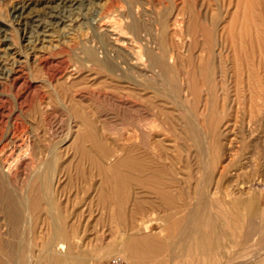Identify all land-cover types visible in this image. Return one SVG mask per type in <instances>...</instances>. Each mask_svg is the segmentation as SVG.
I'll list each match as a JSON object with an SVG mask.
<instances>
[{
    "label": "rangeland",
    "instance_id": "1",
    "mask_svg": "<svg viewBox=\"0 0 264 264\" xmlns=\"http://www.w3.org/2000/svg\"><path fill=\"white\" fill-rule=\"evenodd\" d=\"M117 23L121 26V40L124 39L127 44L132 38L140 40L145 44L142 46L152 52V58L160 59L173 69L172 73H164L158 68H148L142 72L132 70L128 73L130 78L143 80L142 82L152 86L143 92L144 96L150 105L159 107L168 115L167 120L156 116L157 126L154 123V129L160 138L167 135L165 138L168 139L163 141L162 147H165L170 158L178 148L175 141L180 142L179 124L184 121L181 119L182 109L193 108L195 120L201 123L202 114L209 117L211 112H215L220 116L217 131L222 134V146L227 147L231 153L220 156L208 186L210 198L201 196L194 208L211 213V201H239L242 204L225 211L239 213L240 219L231 220L224 228L219 224H194L191 232H196L198 228L199 234L203 235L199 241V264H224V244L228 255L229 240H239L240 236L249 232L256 218L264 217L261 209V203H264V74L257 66L258 63H264V0H0V149L10 146L9 138L19 139L28 134L31 135L30 141H33L31 147L20 150L19 156L29 151L31 156L34 152L43 160L49 151L54 153L52 187L60 211L67 215L66 226H70L66 241L70 245L71 257L83 254L86 256V264H106L109 257L118 254V249L126 244L133 249L137 245L133 239L139 243L145 238H155L164 247L168 245V252L180 251L181 246L185 250L187 242L181 241L185 236H181L180 230L185 225L177 224L175 236L168 237L170 223L163 217L166 214L175 215L177 211L162 207L157 201V195L152 192L137 187L129 188L125 212L133 214L132 221L118 222L109 216L115 213L116 208L110 204L107 206L111 197L109 192L104 188L102 191L98 190L103 178L75 153L73 145L77 130L70 128L71 114L59 105V99L67 102V106L71 101L80 102V106L92 117L93 128L115 140L116 144H120L121 138L130 132L131 122L136 123L143 116L154 115L150 108L146 111L140 107L123 105L128 95L126 83L92 63L94 56L100 62L109 61V64L117 67L127 57L125 51L133 45L117 46L113 38L118 36L106 32ZM175 23L179 27L176 28ZM230 47L235 52L231 53ZM258 50L262 54L263 63ZM257 57L259 61L256 64ZM148 60L149 56H145L142 62L147 64ZM247 62L254 77L246 75ZM207 67L210 69L209 74L205 72ZM234 69L242 72L238 71L239 79L233 85ZM169 75L175 77L179 89L182 87L181 83L189 85L190 93L183 95L180 92V99L178 96L182 109L159 95L164 90L162 81ZM130 100L139 104L135 98ZM84 129L85 127H81L80 131ZM71 139L72 141H68ZM85 145L90 147L87 142ZM156 152L157 150L150 149L149 155L156 158ZM182 153L179 154L184 155ZM26 157L23 161L19 160L12 178H8L6 183L17 193L18 189L33 182V177L39 170V164L35 162L31 166L28 159L30 155ZM0 158L4 159L3 156ZM101 163L107 166L105 159H101ZM224 165L225 168L227 166L225 171ZM222 167L224 172L219 169ZM199 177V174L194 175L190 184L193 186L195 179ZM175 178L181 179L182 176L175 174ZM95 185L96 190L93 188ZM172 189L174 195L178 194V198L189 200L198 196L190 189L186 192H176L175 187ZM100 196L108 197L105 205L97 202L96 198ZM133 199L139 201V205H135ZM181 210L186 213L189 208ZM1 222L0 214V224ZM38 229V236L44 235L43 226L40 225ZM138 247L134 250L138 251L140 246ZM148 253H145L146 260H151L152 264L158 263L166 255L163 252L162 258L159 254L149 258ZM143 259L139 255L134 258L137 264V261Z\"/></svg>",
    "mask_w": 264,
    "mask_h": 264
},
{
    "label": "bare ground",
    "instance_id": "2",
    "mask_svg": "<svg viewBox=\"0 0 264 264\" xmlns=\"http://www.w3.org/2000/svg\"><path fill=\"white\" fill-rule=\"evenodd\" d=\"M174 25L176 28L179 27V24H177V23H175ZM110 28L111 29L106 30V32H108L109 35L118 36V37L113 38L115 41L114 42L115 45H117V46L133 45V46H131V47L128 46L129 48L125 51V56H127V57L122 61L119 60L120 65L117 67L109 64V61H107L108 63L107 62H100L94 56H92V63L100 66L103 69H105V71H107L111 76L114 75L117 78H119L121 81L126 83V86H127L126 92L128 93V95H126V99L124 100L125 102L122 103L123 105L125 104L127 107L129 106L130 108H133V106H136L137 108L140 107L141 109L146 110V111H148V109L150 108L149 110H152L154 115L152 117H148L147 115L143 116V118L137 119L136 123H134V121L131 122L130 125L132 126V129L130 130V132H127L126 135H124L125 137H123V135H121V137H123V138H121L122 142L118 141V142H120V144H116L117 142L115 143V140H112V139L106 137L102 132L98 133L93 128L92 117L90 115H88V112L83 107L80 106V104H79L80 102L78 103V102H74V101L72 102L71 101L70 103H68V106H67L66 105L67 102L65 103L62 99L58 98L60 101V103L58 101L59 105H61L67 112H69V114H71L69 116L70 128H75V130H77V132L75 134L76 138H75L74 145L72 143H70V144H72L74 146L75 153L79 156V158L81 160H84V162L86 160L97 171V172L96 171L95 172L98 173L99 176H101L103 178V180L101 182L102 186H99L98 190L102 191L104 188L105 191L109 192V197L111 196L109 203H107L108 197H105V196H100V197H98V199L96 198L97 202L102 204V205H105V203H107V206H108V204L115 206V208H116L115 213L109 215L114 220H116L118 222H126L128 220L132 221L133 214L125 212L126 204L128 202L127 201L128 200V197H127L128 193L127 192L129 190V188L132 189L133 187H137V188L145 189L148 192H152V193L157 195V198H158L157 201L162 207L169 209V210H176L177 211V213H176L177 215L176 214L175 215L166 214L163 217L168 222V224L170 223V228L167 230V231H169L168 237L175 236V234H176L175 231H178L176 228L177 224H180V223L185 225L184 227L180 226V227H182L180 229L181 230V236L194 234L200 240V239H202L203 235L199 234L198 228H197L196 232H194V233L191 232V229H193L192 227L194 224L196 226H198L202 223H205L206 225L219 224L224 228L228 225V223L231 220L238 221L240 219L239 213H235L232 211L228 212V211H230L231 209H235L236 206L242 204L239 201H237V202H226V201H220L219 202V201H217V203L214 201H211L210 204L213 207V210L211 211V213H207V212H204L202 210L194 208V205L197 204V202L199 201V198L201 196L210 198L211 194L207 193L208 192V186H209L210 182L212 181L216 165L220 159V156L226 155L228 152V148L222 146V139H221L222 134L217 131L220 116L218 114H215V112L214 113L211 112L209 117H206L204 114H202L201 116L199 115L200 117L203 118L202 123L195 120L194 109L193 108L182 109L181 108V101L179 100L180 96H181L180 92H182L183 95L185 93H188V92L190 93L188 83L185 84V82H184V85L181 83L182 87H180V89H179V86L176 83L175 77H173L172 75H169V77L164 79L162 81V86L164 87V90H163L162 94L159 93V95L170 100V102L174 106L181 108L183 111L181 119L184 120L183 122H180V124H179L180 132L178 134L179 135L178 140L180 142L175 141V143H177L178 148H176L174 150V154H172L173 156H172V158H170L167 155V151H166L165 147L164 146L162 147L163 141H166L168 139V138L167 139L165 138V137H167V135L163 138H160L159 137L160 135L158 134V132H156V129H154L157 126V124L155 123L157 120L156 116H159L160 118L167 120L168 115L165 112H163V110H161L159 107L150 105L147 101V98L144 96L143 92L146 89L152 88V86H149L148 84L144 83L145 81L142 82L143 80L132 79L133 77L130 78L128 76V73L132 70L142 72L143 70H146L148 68H151V69L158 68L160 71H162L164 73L165 72H167V73L171 72L172 73L173 69L167 67L160 59L157 60V59L152 58L151 57L152 52L149 49L142 46L145 44H142L143 42L141 43L140 40H137L136 38L135 39L132 38L128 44H127V42H125L124 39L121 40L119 38V36L121 35L122 31H121V26L118 23L114 24ZM91 42L92 41H90V44H92ZM149 42H150V40H149ZM211 42H212V40H211ZM108 46H109V44H108ZM239 46L241 47V45H239ZM247 46L250 47L249 45H247ZM199 47H201V46H199ZM262 49L264 50V47ZM111 50H113V48H111ZM220 50H222V49H220ZM230 50H231V53H232V51H234L233 48H231V47H230ZM197 51H199V50H197ZM116 52L118 54L119 50ZM199 52H201V51H199ZM238 52H237V54H239ZM249 53H250V51H249ZM259 53H260V51L258 52V54ZM255 54H257V53L255 52ZM145 56H149V60L147 61L148 62L147 64H145V62H142V60L144 59ZM259 56L261 57L260 61L262 62V54L260 53ZM118 57L120 58V56H118ZM241 57H245V55L241 56ZM250 58H252V56H250ZM257 59L258 60L255 61V63L259 61V57H257ZM197 60H199V59H197ZM244 62H245V60H244ZM234 63L236 65V62H234ZM246 66H247L246 75L248 77H250V76L254 77L252 68H250V64L248 62L246 63ZM257 66H259L260 71H262L264 74V63L262 65L260 63H258ZM236 68H238V66ZM257 68L258 67H256V70H259ZM243 70H245V69L243 68ZM71 71H72V69H71ZM238 71L239 70L234 69V71H233L234 74L232 73V75H234V77H235V81L233 80V82H234L233 85L236 84L235 82H237V80L239 79V72L240 71L239 72ZM205 72L209 74L210 69L207 67L205 69ZM246 75L244 74V76H246ZM255 77H257V76H255ZM246 82L247 81L245 79V84L247 85ZM68 83H69V81H68ZM263 83H264V81H263ZM253 84H255V82H253ZM234 88H236V87L234 86ZM244 88H245V90H247L246 86ZM233 91H235V89H233ZM249 91H248V93H249ZM235 95H237V94H234V96ZM251 95H252V93H251ZM178 96H179V99H178ZM131 98H135L139 102V104L136 103L134 100H130ZM240 98H242V97H240ZM244 98H246V97L244 96ZM77 99H78V97H77ZM233 99H234V97H233ZM247 99L249 101V98H247ZM109 100H111V99H109ZM251 100H252V98H251ZM235 101H236V99H235ZM235 104H236V102H235ZM61 106H59V107L61 108ZM119 106H120V104H119ZM48 108H50V107H48ZM125 109H126V107H125ZM234 111H235V109H234ZM45 113H47V110ZM90 113H91V111H90ZM254 113H256V112H254ZM247 114H249V113H247ZM175 116H177V115H175ZM58 119L60 121V118H58ZM173 119H175V118H173ZM154 123L156 124V126ZM233 123H235V122H233ZM233 123H232V126H233ZM81 127H85L84 131H82V132L80 131ZM18 128H20V127H18ZM25 129H26V127H25ZM68 129H69V127H68ZM159 129H161V128H159ZM123 130H125V129H123ZM220 130H221V127H220ZM230 131H231V129H230ZM118 133H120V132H118ZM231 133L233 134V132H231ZM14 134H16V133H14ZM67 134L65 135V138H67L66 137ZM165 134H163V136ZM170 134H171V132H170ZM175 137H177V136H174V138ZM9 139H11L10 146L8 145L9 147H7V148L5 147V148L0 149V156H3V158H4L3 160H1V158H0V214L2 216V221H3L0 224V249H1L0 264H86V256L85 255L81 254V255H77L75 257H71L69 254V246L70 245L67 244L66 240L68 238V233H70L69 229H68V228H70V226L68 228L66 226L67 215H66V213L60 211L59 206L56 203L54 190L52 187V184H53L52 183V175H53L54 168H55V164H54L55 155H54V153L51 151H49V153L47 152L48 153L47 157L49 156V159H46L47 158L46 157L45 158L46 160L45 159L42 160L40 158V156H38L36 153L34 154V152H32L33 154L31 156V154L28 153L29 151L28 152L23 151L24 155L22 154L23 156H19L18 152L20 150L22 151L23 148H26V150H27L29 147H31V142H33V141H30L31 135L25 134L24 136H20L19 139H17V138L15 139V137L9 138ZM232 139H234V138H232ZM245 140H246V138H245ZM68 141H72V139L68 140ZM5 142H6V140H5ZM17 142H20V143H17ZM86 142L90 144V147H88V148L86 147V145H85ZM236 142H238V141L236 140ZM61 144H63V143H61ZM4 145H5V143H4ZM170 145H172V144L170 143ZM254 145H255V143H254ZM260 146H262V145H260ZM37 148H39V147H37ZM59 148L60 147H58V149ZM150 149L157 150L156 155H155L156 158H152L149 155ZM261 150L262 149H260V151ZM71 151H73V150H71ZM180 152L181 153L183 152L184 155L179 154ZM254 152L256 153V151H254ZM47 153H45V154H47ZM228 153H231V152H228ZM26 155H30V157H28V159L30 160L29 164L31 166L34 165L35 162L37 164H39V168H38L39 170L37 173H35V177H33L34 178L33 182H31V183L27 182L30 184L27 185V187H22L21 189H18L19 192L17 193L16 190H14L12 187L8 186L6 183L8 182V178L9 179L12 178L13 171L16 169V166L18 165L19 160H22L23 158H27ZM255 157H256V155H255ZM101 159H105L107 166L103 165L101 163ZM230 159H228V160H230ZM259 160L261 161L260 158H259ZM76 161H78V160H76ZM230 161H232V160H230ZM248 161H250V160H248ZM260 161H258V162H260ZM67 164H65V165H67ZM73 164H74V162H73ZM78 164H79V162H78ZM176 165H178V168L176 167ZM77 166H79V165H77ZM219 166H221V165H219ZM65 167H67V166H65ZM224 168H225V165H224ZM224 168L222 167L219 169H222V172H224L226 170L227 166L225 169ZM248 168H249V166H248ZM77 169H80V167ZM223 169H224V171H223ZM220 171L221 170H219V172ZM254 171H256V170H254ZM233 172H235V171H233ZM263 173H264V171H263ZM81 174H83V173H81ZM87 174H88V172H87ZM98 174H96V175H98ZM175 174L182 176V178L176 179ZM196 174H199L200 177L198 179H195L194 184L192 186L190 183L193 180L194 175H196ZM66 175H67V173H66ZM78 175H80V174H78ZM260 175H262V172ZM78 177H80V176H78ZM78 181H79V178H78ZM11 183H12V181H11ZM96 185H95V187H93L95 190L97 189ZM238 186H240V185H238ZM174 187L177 188V189H174L176 192L177 191L178 192H186V191H188V189H190L196 195L198 194V196L194 197L193 199H189V200L183 199V198H178L176 196V195H178L177 193L175 195L173 194L172 188H174ZM61 192H62V190H61ZM142 201H143V199H142ZM133 202L135 205H139V201L134 200ZM150 204H152V203L150 202ZM251 204L253 205V203H251ZM251 204H250V206L252 207ZM257 204H256V206H257ZM184 207L189 208V210L186 211V213H183L185 210L184 211L181 210ZM62 208H64V207H62ZM102 208H103V206H102ZM106 209H108V208L106 207ZM225 210H228V211H225ZM250 214H252V213H250ZM250 222L251 221H249V223ZM40 225L43 226L45 232H44V235L40 234L41 236H38L37 229H38V227H40ZM164 229H165V227H164ZM188 229H190L189 230L190 233L188 232ZM159 235L161 236V234H159ZM69 236H70V234H69ZM223 236H225V234ZM38 239H40L39 242H37ZM133 241L135 242V244L140 246V249H138V251H137V249L134 250L135 247H138L137 245H135V247L132 249L131 246H129L127 244H126V246L121 247L120 249L117 250V253L120 254L125 259L127 264H137L136 261L134 260L136 255L143 254V253L145 254L147 252L150 253V250L156 251V252H158L160 250V244L157 241V239L155 240V238H154V240L152 238L151 239L145 238L142 241H140L139 243L136 242L137 241L136 239H133ZM134 242H133V244H134ZM133 246L134 245H132V247Z\"/></svg>",
    "mask_w": 264,
    "mask_h": 264
},
{
    "label": "crops",
    "instance_id": "3",
    "mask_svg": "<svg viewBox=\"0 0 264 264\" xmlns=\"http://www.w3.org/2000/svg\"><path fill=\"white\" fill-rule=\"evenodd\" d=\"M261 209L264 211V203H261ZM251 226L248 235L245 233V235L240 236L239 240H229L228 255L224 244V264H264V217L256 218ZM182 236H185V239H181V241L187 242L185 250L182 249L184 246H181L180 251L168 252V245L164 247L159 243L160 250L158 252L150 250V253H148L149 258L155 257L156 254L161 257L164 252L166 254L165 258L161 257L162 259L156 264H199L200 240L194 234ZM163 247L165 250H163ZM141 256L144 259L137 261L138 264H152L151 260H146L147 254H139V258Z\"/></svg>",
    "mask_w": 264,
    "mask_h": 264
},
{
    "label": "built area",
    "instance_id": "4",
    "mask_svg": "<svg viewBox=\"0 0 264 264\" xmlns=\"http://www.w3.org/2000/svg\"><path fill=\"white\" fill-rule=\"evenodd\" d=\"M106 264H127V263L120 254H115L108 258Z\"/></svg>",
    "mask_w": 264,
    "mask_h": 264
}]
</instances>
